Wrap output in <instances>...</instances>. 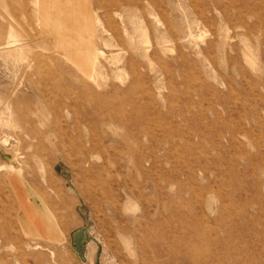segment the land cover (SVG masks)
Segmentation results:
<instances>
[{"label": "rangeland", "instance_id": "rangeland-1", "mask_svg": "<svg viewBox=\"0 0 264 264\" xmlns=\"http://www.w3.org/2000/svg\"><path fill=\"white\" fill-rule=\"evenodd\" d=\"M0 264H264V0H0Z\"/></svg>", "mask_w": 264, "mask_h": 264}, {"label": "bare ground", "instance_id": "bare-ground-1", "mask_svg": "<svg viewBox=\"0 0 264 264\" xmlns=\"http://www.w3.org/2000/svg\"><path fill=\"white\" fill-rule=\"evenodd\" d=\"M76 23H77L76 27H79V28L83 27L82 26L83 23H81L77 19H76ZM14 182L17 184L15 186V190L19 197L21 207H22V215L20 219V223L22 226L21 228L23 229L25 234L29 235L30 237L31 236L36 237V238L39 237V238H42V239H45L51 242L60 243V239H61L60 236H61L62 230L65 229V227L63 226V223L53 213L51 212L46 213L42 209V207L38 204V202L34 200L35 197L34 196L31 197L32 193L31 194L29 193V196H30L29 199L31 203L28 202L23 196L22 191L24 189L23 188H22L23 190L21 189V186L19 185V182L17 180L13 181V184ZM22 197L24 200L22 199Z\"/></svg>", "mask_w": 264, "mask_h": 264}]
</instances>
